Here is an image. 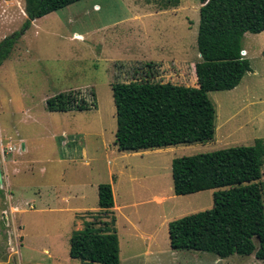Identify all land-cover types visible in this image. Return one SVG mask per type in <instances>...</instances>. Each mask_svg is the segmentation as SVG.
<instances>
[{
	"label": "rangeland",
	"instance_id": "1",
	"mask_svg": "<svg viewBox=\"0 0 264 264\" xmlns=\"http://www.w3.org/2000/svg\"><path fill=\"white\" fill-rule=\"evenodd\" d=\"M199 8L81 0L31 22L0 66V264H82L69 257V239L88 222H109L100 184L112 186L120 264H264L256 251L172 250L168 235L170 222L211 209L214 192L174 196L172 161L264 138V32L242 39L251 71L240 84L208 94L212 141L141 152L114 145L112 85L146 80L152 63L153 82L196 87ZM26 20L25 0H0V42ZM63 93L91 109L48 111L46 101ZM260 181L264 204V167Z\"/></svg>",
	"mask_w": 264,
	"mask_h": 264
},
{
	"label": "trees",
	"instance_id": "2",
	"mask_svg": "<svg viewBox=\"0 0 264 264\" xmlns=\"http://www.w3.org/2000/svg\"><path fill=\"white\" fill-rule=\"evenodd\" d=\"M79 1L25 0L27 20L19 31L0 42V66L33 20ZM169 1L173 6L179 3ZM198 1L196 44L200 60L194 66L196 87L153 82L152 63L147 65L146 80L112 85L114 145L119 151L141 152L212 141L215 109L208 94L235 89L251 71L250 62L242 56V39L245 34L264 32V0ZM46 109L84 112L91 106L84 99L79 101L73 94L63 93L48 99ZM263 167L264 138L250 146L174 159V196L214 192L211 209L169 223L170 248L209 252L220 258L234 253L250 256L256 251L255 258L264 261ZM97 190L98 209L111 215L110 220L99 228L88 222L83 230L74 232L69 239V257L82 264H120L112 186L100 184Z\"/></svg>",
	"mask_w": 264,
	"mask_h": 264
},
{
	"label": "crops",
	"instance_id": "3",
	"mask_svg": "<svg viewBox=\"0 0 264 264\" xmlns=\"http://www.w3.org/2000/svg\"><path fill=\"white\" fill-rule=\"evenodd\" d=\"M153 199L155 200L156 203H160V202H163L165 200L164 197H154ZM116 209H117V207L115 208V206H114L113 210L115 211ZM115 218H116V216H115ZM115 225H116V223H115Z\"/></svg>",
	"mask_w": 264,
	"mask_h": 264
},
{
	"label": "water",
	"instance_id": "4",
	"mask_svg": "<svg viewBox=\"0 0 264 264\" xmlns=\"http://www.w3.org/2000/svg\"><path fill=\"white\" fill-rule=\"evenodd\" d=\"M200 56V55H199Z\"/></svg>",
	"mask_w": 264,
	"mask_h": 264
}]
</instances>
